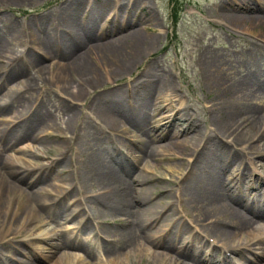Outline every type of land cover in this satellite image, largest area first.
<instances>
[{"label": "rangeland", "instance_id": "1", "mask_svg": "<svg viewBox=\"0 0 264 264\" xmlns=\"http://www.w3.org/2000/svg\"><path fill=\"white\" fill-rule=\"evenodd\" d=\"M77 1H80V5ZM244 1L175 0L174 3L173 0H18L3 3L0 0V41L11 51V54L0 51V98L6 91H12V99L15 100L27 96L33 80H38L27 76V73H35L26 64L27 58H15L29 53L40 62L41 67H46L45 73L41 74L42 81H38L43 82L42 89L47 88L55 94L65 91L75 94L78 88H82V78L72 68L73 60L79 55L103 77L102 87L97 89L96 94L109 92L115 95L116 91L121 90L125 103L122 105L118 100L110 103L112 97H109L101 105H94L93 93L87 95L82 103L73 102L76 106L73 109L79 114L78 131L73 134L60 133L62 124L59 123L66 120L68 108L61 111L32 109L17 114L13 103L0 102V120H8L5 124L0 121V131L7 128L12 130L6 128L8 122L19 123L26 117L30 119L27 133L30 135L31 132L32 136L40 133L39 127L45 121L61 126L58 132L56 129L48 132L44 130V135L36 142L31 137L19 138L15 144L11 141V148L3 155L5 161L11 164V172L24 173L22 166L34 169L36 176L31 175L27 182L40 178V182L29 188L19 182L23 190L43 187L53 193L48 195L49 199H56L59 193L68 191L71 192L69 202L72 204L67 208H55L51 213L35 218L40 225L36 233H62L59 240L56 237L53 243L40 242L38 250H35L26 244L34 233L28 229L16 233L20 231L17 230L7 238L16 237V242L26 252H19V246L11 244L8 256L22 260L24 264H97L101 261L104 264H196L190 258H181L163 247H153L144 234L133 227L131 218L114 217L105 208L93 210L90 202L94 197H109L111 201H117L112 196L114 187H129L133 179L140 176L141 182L136 183L135 188L138 191L146 188L142 199H145L146 204H154L151 230H166L172 210L183 217L182 225L185 223L193 231L198 229L192 222L194 214L188 201L193 189L202 188L205 184L203 179L208 178L212 170L192 166L195 146H192L194 142H191L190 137L193 132H176L180 134L179 140L188 138V141L186 145L177 144L176 139L175 147L169 148L167 143L171 140L170 131L153 143L151 135H156L155 129L162 118L177 116L182 110L198 122L197 130L208 134L222 116L221 110L214 107L217 103L226 106L231 103L238 106L257 103V100L251 98L253 92L259 93V86L264 83V21H243L239 17L249 15L258 19L264 17V12L246 13L235 9V4ZM67 3L71 6L76 3L77 6L68 8ZM176 18L177 25L174 24ZM81 30H91L92 35H82ZM68 34L71 35L68 38L70 42L62 44L63 36ZM128 37L131 39L128 40ZM45 43L49 46H44ZM144 43L151 45V49L140 56L142 59L130 71H122V63ZM40 49L45 57L39 53ZM113 53L115 61L110 65L108 61H112L109 57ZM214 58L222 62L228 78L220 90L211 88L206 81L205 74L211 73L209 62ZM54 65L60 66L61 70L53 68ZM148 67L166 74L171 89L157 96L154 93V82L148 77L151 73H145ZM63 78L70 83L68 90L59 84L63 83ZM228 89L236 95H225ZM147 97L154 99L153 108L147 110L146 124L142 125L141 120L137 119L138 103ZM105 108L111 114L106 116L101 112L103 116L100 117L98 112ZM261 108L264 115V105ZM167 121L171 122L172 119L166 118L164 123ZM262 122L264 120L260 122L261 125ZM110 129L115 133L110 134ZM120 129H124V133H120ZM245 130L242 132L245 133ZM141 144L147 145L146 148L153 147L151 158L145 151L139 154L138 147ZM250 144L252 142L238 144L235 148L241 153ZM115 150L123 154L130 168L116 167V178L109 182L106 178V165L102 164L104 161L111 163L110 155ZM261 151L264 152V147ZM63 153L66 154L65 158ZM250 154L257 157L255 151ZM57 159L63 160L59 167L55 165L47 171L46 176L40 171L37 174L39 166H50ZM229 169L234 172L233 185L242 180L246 185H255L253 191H258L261 174L249 175L248 171H239L236 162L230 163L222 173L228 175ZM107 184H111V187L105 190ZM23 198L24 195L11 189L3 192V199L15 205L22 202ZM73 208H78V211L86 209L90 216L96 215L98 219L90 225L93 229L96 227L95 236L97 234L104 238L108 231L125 230L135 236L141 250L121 258L122 263H118L119 260H110V253L103 255L97 244L98 237L94 238V234L85 233V242H76L74 237L80 230L79 216L82 213L76 216L72 212ZM246 231L226 241V245H216L218 256L227 257V264H264V248H254L255 242L264 240V222L256 223L249 233ZM62 242L66 246L58 248L57 245ZM233 247L241 249L242 253L233 252ZM154 254L162 255V260L154 259Z\"/></svg>", "mask_w": 264, "mask_h": 264}, {"label": "bare ground", "instance_id": "2", "mask_svg": "<svg viewBox=\"0 0 264 264\" xmlns=\"http://www.w3.org/2000/svg\"><path fill=\"white\" fill-rule=\"evenodd\" d=\"M1 1L3 3H11L18 0ZM76 3L78 4L80 1H77ZM76 3L72 6L76 7ZM68 6V8L72 7L71 5ZM234 6L236 7L235 9L244 10L246 13L261 11L264 12V2L259 3L256 0H245L241 4H235ZM239 18L243 21L252 20L251 22L254 20L264 21V17L257 19L255 16L249 15L240 16ZM81 34L89 36L90 34L92 35V31L81 30ZM70 36V34L66 36L67 38L63 36V39L61 38L62 41L60 40L61 43L65 44L70 42V40H68ZM127 39L130 40L131 38L128 37ZM44 46L49 45L45 43ZM41 49L39 53L45 57L41 52ZM150 49L151 45H148V43L142 44V47L137 48L131 54L130 58H127L126 61L122 63V71H130L134 65H137L139 59H142L140 56ZM0 51L5 54H11V51L8 48L6 49L2 41H0ZM45 53L48 54V52ZM114 54L115 53H113V55L111 54L109 57L112 58V61H108L110 65H112L115 61ZM15 58H27L26 64L32 68L33 72L35 71L34 74L32 72L29 74L27 73V76H31L32 78L38 80H33V85L29 86L28 88L27 96H23L15 100L12 99V91H6L0 98V102L13 103V108L17 114L26 110L31 111L32 109H35L34 111L38 109L43 111L44 109L49 108L52 110L61 111V109L68 108L66 109V120L62 123H59L62 124L60 133H77L76 131H78L77 122L79 119V114L77 110L73 109L76 108L73 102L82 103L85 97H87L89 94H94L92 103L94 105H101L103 102H105V100H108L109 97H112L110 103H114L118 100L122 105L125 104L123 102L124 99L122 98L123 94H121V90L116 91L115 95H110L109 92H100L96 94L97 89L102 87L101 81L103 80V77L99 71L94 69L92 64L89 63L85 58H82V56L79 57L78 55L77 58L75 57L76 59H74L72 62L74 63L72 68L75 69L82 78V88H78L75 94H69L65 91L68 95H66L65 92H62L61 94L56 92V94H58L56 95L47 88H41L43 82L38 83V81H42L43 77L41 74L45 73L46 67H41L40 62L33 56H30L29 53H25V55L22 57ZM54 67H57L56 69L61 70L60 66L54 65L53 68ZM209 67L211 73L205 74L206 81L211 88L220 90L225 82L227 83L228 81L226 70L223 68L222 62L216 58L210 60ZM151 68L152 67H148L145 73H151L148 75V77H150V80L154 82V93L157 96L161 95L162 93H166V90L171 89L169 83L170 80L167 78L166 74L158 73ZM62 80L63 83L59 84L64 89L68 90L70 88V83L64 78ZM259 90L262 92H253V98H251L257 100L255 105L238 106L235 103H231L228 106L219 105V103L214 105L215 108L218 107L221 110L222 116H220L218 120L219 124L216 121L208 134L201 133L200 130H197L198 122L192 120L191 115L185 110H182L177 116L162 118L159 121V126L155 129L157 130L156 135H151V141L153 143L160 140L170 131L171 140L167 143L169 148L170 146L175 147L174 141L178 139V135L185 134L187 132H193V135L190 137L191 142H194L192 146H195V150L192 153V156H194V162H192V166H200L201 168H210L212 170V174L208 178L205 177L203 179L205 181V184L202 186L203 189L201 186L198 189H193L191 197L188 201V205L193 210L194 214V216H192V222L198 227L197 230L193 231L189 229L185 223L182 225L183 217L180 216L175 210H172L169 214L170 219L168 218L166 230L162 231L158 229L155 232L151 230L152 227L150 224H153L154 221V204H146L145 199H142L144 198L143 191L146 188H143L140 191L135 188L136 183L139 184L141 182L140 176H136L133 179V183L129 187H114L112 190V196L116 197L117 201H111L109 197L107 199L94 197L90 202L92 209L99 210L100 208H105L106 210L110 211V214H113L112 216L114 217L118 215L131 218L133 227L135 226V229L142 232L146 239L155 248L163 247L165 250L172 251L175 255H178L181 258H190L196 264H227V257L222 258L221 256H218L219 249H217L216 245L220 243L226 245L225 242H229L232 240V238H234V236H239L246 230L247 231L245 233H249V231L254 228L256 223L264 222V152L261 151L262 147H264V123L262 122V125L260 124V122L264 120L263 108H261V106L264 105V83L259 86ZM224 93L225 95H236L235 93H232L230 89ZM245 97L247 96L245 95ZM153 100L154 99H149L147 97L144 99V101L138 103L137 119L141 120L142 125L146 124V113L147 110L150 111L153 108ZM168 102L169 105L172 106L170 100H168ZM135 107H137L136 104ZM101 112L106 116L111 114L109 109H101L98 112L100 117L103 116L101 115ZM15 113L14 116L16 115ZM17 118L18 117H16V119ZM166 118L168 120L172 119V121H167L168 123H164ZM213 120H215V118H213ZM0 121H4L3 124H5L8 120ZM29 124L30 119L26 117L19 123L8 122L6 124V128L9 127L12 130L9 131L7 128L4 131H0V264H24V261L7 255V251L10 249L9 245L11 244L14 246H19L17 249L19 252H26L16 242V237L12 239L7 238L8 235L15 233L17 230L20 231L16 233H21L22 229H28L34 233L29 237V239H27L26 244H28V246L34 247L35 250H38L40 242L50 243V241H52L53 243L56 237L59 240L62 237V233H56L53 235L50 233L45 234L43 232L36 233V231L40 230V225L39 222L35 220V218L44 216L49 212L51 213V211L55 208H67L68 206L72 205H70L69 202L71 192L68 191L64 194L59 193L56 199H49L48 195H53V193L49 190L43 189V187L30 191L23 190L22 187L18 185L19 182L22 185L25 184L27 188L40 182V178H36L34 181L27 182L31 175L36 176V172L33 168H31V166H22L21 168L24 169V173L19 171H10L11 164L5 161L3 154L7 149L11 148V141L15 144L19 138L31 137L33 142H36L42 135H44V130L48 132L50 129H56L55 131L58 132L57 129L61 128L58 123L57 125H54L51 124V122L45 121L44 125L39 127L40 129L38 132L40 133L32 136L31 132L30 135L27 133ZM179 125L181 128L180 131ZM243 129H246L245 133L242 132ZM119 132L124 133V129H120ZM176 132L180 134L177 135ZM109 133L114 134L115 131L110 129ZM95 138L96 136L94 133V139ZM229 139H231V141H229ZM187 141L188 138H185L182 141L178 139L177 144L186 145ZM249 142H252V144H250L247 148H244V152L240 153L236 150V145H244L246 143L248 144ZM146 146L147 145L142 144L141 146L139 145V154L145 151L146 153L150 154L151 158L153 154V147L149 148L150 146H148V148H146ZM157 147L163 148V146ZM253 151L257 153V157L255 158L250 154V152ZM63 156L65 158L66 154L63 153ZM131 156L135 157L132 154ZM256 158L258 159L256 160ZM125 161L128 162V160H125L123 154L120 151L115 150L114 153L110 155L109 162L111 163H107L105 161L103 162L102 165H106V178L109 182L114 181L116 178V167L123 169L127 168V170L130 168L129 163ZM62 162V159H57V161H55L50 166H39L37 174L40 171V173H43V176H46L47 171L52 170L55 165V167H59ZM233 162H236L239 171H248L247 174L249 175L261 174V177L258 181V191H253V186L255 185H246L242 180L233 185L232 177L234 176V172H232L231 169H229L228 175H224L222 173L224 168ZM25 182H27V184ZM110 187L111 184H107L105 186V190L109 189ZM7 189H11L15 192H19V194L24 195L22 202L20 201V203L17 205L10 201L6 202L3 199V192H5ZM72 212L73 214L76 213V216H79V214L82 213V215L79 216L81 218V227L77 235L74 237V239H76L75 241L78 243H83L85 242V239H83V234H94V238L98 237L97 244L98 247L102 249L103 255L110 253L112 256L110 260H112V262L113 260H119L118 263H122L120 260L121 258H126L129 255L137 254L141 250L137 239L130 232L125 230H116L108 231L107 234H104V238L98 236L97 234L95 236L96 227L93 229L90 225L93 220L98 219L96 218V215L92 214V216H90V213H88L86 209L78 211V208H73ZM84 218L87 219L85 220ZM99 227L101 228L102 226L99 225ZM254 239L255 237L253 240ZM263 244L264 240H259L254 243V248H264ZM63 246H66V244L63 242L57 245L58 248H62ZM232 251L235 253H242V250L237 247H233ZM153 257L154 259L162 260V255L154 254ZM97 264H104V262L101 261Z\"/></svg>", "mask_w": 264, "mask_h": 264}, {"label": "trees", "instance_id": "3", "mask_svg": "<svg viewBox=\"0 0 264 264\" xmlns=\"http://www.w3.org/2000/svg\"><path fill=\"white\" fill-rule=\"evenodd\" d=\"M175 22H177V18H176V21Z\"/></svg>", "mask_w": 264, "mask_h": 264}]
</instances>
